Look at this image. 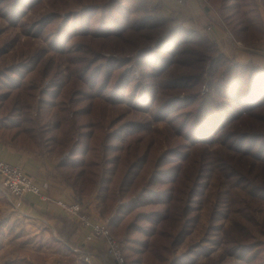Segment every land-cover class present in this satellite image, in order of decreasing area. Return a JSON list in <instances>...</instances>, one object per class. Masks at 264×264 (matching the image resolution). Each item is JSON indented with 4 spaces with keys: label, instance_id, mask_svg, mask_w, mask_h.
<instances>
[{
    "label": "trees",
    "instance_id": "1",
    "mask_svg": "<svg viewBox=\"0 0 264 264\" xmlns=\"http://www.w3.org/2000/svg\"><path fill=\"white\" fill-rule=\"evenodd\" d=\"M207 1L215 5L221 19L227 23L232 34L245 43V47L256 49L264 40V0ZM89 12L85 11L83 16H87ZM142 19L143 17H139L136 20L140 23ZM183 25L181 23L172 30L175 41L179 43L175 49V60L184 67L187 75L196 73L200 80L204 79L205 71L213 77L216 66L218 69L224 68L218 75L217 82L226 92L225 104L236 114L237 121L246 114L251 120L248 129L240 136L242 145L237 150L224 143L218 150L207 145L202 148L193 147L187 158L177 159L170 167L175 172V178L171 174L159 175L166 157L178 155L173 153L174 149L189 150L190 147L187 143L177 141L176 118L162 131L145 127L143 133L129 134L140 128L129 124V121H136L129 118L133 112L130 107L125 103H114L111 99H106L103 95L106 89L99 94L100 87L94 90L98 83L87 93L90 90L86 89L83 80L91 75L92 67L86 71L88 63H84L85 54L90 53L91 58L102 54L95 45L97 37L92 32L83 37L88 46L84 45L81 51H67L58 55L59 57L46 58L45 55L42 65L36 67L19 86L10 89L8 97L0 101V141L37 157L54 156L57 159L54 179L73 188L77 194L98 199L101 207L99 216L109 221L107 225L112 234L124 245L122 250L126 264H167L174 259L172 254L183 239L176 245L173 243L191 219L190 204L197 196L196 187L204 179H209L206 185L209 195L216 197L215 210L220 204V209L229 219V223L222 227L221 236L228 245V250L246 245L245 254L252 252V255L248 259L245 255V258L239 260L246 261L247 264L256 263L264 252L259 251L264 249V196L260 202H255L248 195L251 190H264V65L230 59L219 51L210 37ZM125 26L120 34L121 38L135 30L134 18L129 17ZM53 32L54 37L57 36L56 30ZM112 35L114 33L104 37ZM195 36L204 38V41L194 40ZM59 39L66 40V37L60 35ZM180 42H183L181 46ZM187 44L197 45L201 50L189 49ZM205 44L213 47H206ZM77 47V44L74 45V49ZM214 47L220 57L211 66V51ZM150 49L140 50L129 44L128 49L117 54L125 59L140 50L139 58H144ZM63 56L70 59L81 56L82 61L65 62ZM184 56L198 57L200 61L184 60ZM120 58L111 55L106 58V62H120ZM209 63L210 69L207 67ZM101 73L102 71L99 74ZM46 77L63 81L61 85L53 87L56 90L54 94L60 101L47 103L37 97ZM169 79L174 80L176 76L171 74ZM210 80L211 83L212 79ZM199 84L200 82L189 89L194 90ZM181 89L179 86L177 90ZM86 94L89 97L85 98ZM177 102L186 104L181 99ZM81 103L86 105L78 107ZM44 106L51 109L44 113ZM199 113L194 122L197 126L202 124ZM191 116L190 113L184 130L190 125ZM122 133L129 135L121 138L119 145L110 144ZM232 137L234 136H226L224 142ZM218 144L216 141L214 145ZM214 151L226 155L216 157ZM194 159L200 164L192 166ZM144 170L145 174L141 176ZM51 177L52 173L47 175V184H50ZM189 177L192 178V183L185 199L180 203L177 199L176 180ZM139 178L140 182L137 183ZM225 183L226 187L220 189ZM159 184L169 187L161 191L156 189ZM95 191L96 194L93 193ZM148 191L155 192L159 197L166 192L167 199L141 203V195ZM3 194L8 196L5 192ZM251 195L256 196L255 193ZM133 209H138V213L127 222L129 211ZM156 212L160 213V217L150 220ZM142 213L148 217L142 218ZM145 221L150 222L147 224L152 225V230L141 224ZM181 222L183 225L177 231ZM5 224L0 223V249L4 245ZM75 228L74 223L65 220L62 232L67 234L69 229L75 232ZM257 251L259 253L254 258ZM219 261L213 264H219ZM173 264H181L180 257Z\"/></svg>",
    "mask_w": 264,
    "mask_h": 264
},
{
    "label": "rangeland",
    "instance_id": "2",
    "mask_svg": "<svg viewBox=\"0 0 264 264\" xmlns=\"http://www.w3.org/2000/svg\"><path fill=\"white\" fill-rule=\"evenodd\" d=\"M87 10L90 11L89 14L83 16ZM129 17L134 18L135 30H131L124 38H121L120 34L125 29ZM139 17H143L140 23L136 20ZM179 24L181 23L174 17L163 14L159 3L155 0H0V101L8 97L11 88L19 86L36 67L42 65L45 55L46 58H50L67 51H81L84 45L88 46V42H85L83 37L92 32L94 37H97L95 45L102 54L92 58L90 53L85 54L84 63H88L86 71L92 67L91 75L83 80L86 89H93L98 83L94 90L100 87L99 94L106 89L103 93L106 99H111L114 103H125L132 109L133 112L129 118L136 121H129V124L140 128H136L129 134L143 133L145 127L162 131L176 118L175 133L179 137L177 141L187 143L186 145L190 148L189 150L174 149L173 153L178 155L166 157L158 172L159 175L171 174L175 178V172L171 171L170 167L177 159L187 158L193 147L202 148L207 145L218 150L224 143L237 150L242 145L241 134L251 124L248 114L237 121L236 114L234 115L230 107L225 104L226 92L222 85L218 86L217 82L218 75L224 71V68L218 69L216 66L215 72L212 73L213 77L205 71L204 79L200 80V76L196 73L187 75L184 67L175 60V49L179 43L175 41L172 30ZM54 30L57 33L55 37ZM110 33L114 35L104 37ZM199 33L204 34L201 31ZM60 35L65 36L66 40L59 39ZM194 40L204 41V38L195 36ZM182 43L180 42V46ZM76 44L78 47L74 49ZM129 44L139 47L140 50L151 49L145 53L144 58H139L140 50L125 59L120 58L117 52L128 49ZM243 44L245 46L244 42ZM205 46L213 47L209 44ZM186 47L201 50L194 44H187ZM211 53L212 66L220 55L215 47ZM111 55L120 58V62L108 64L106 58ZM63 58L65 62L82 61L81 56L76 59H70L67 56ZM182 59L200 61V58L194 56H184ZM211 66L210 63L207 64L209 69ZM14 70L17 72H13ZM101 71L102 73L99 74ZM171 74L175 75L176 79H169ZM210 79H212L211 83ZM199 82L200 84L194 90L189 89ZM62 83L63 81L52 80L50 77L44 78L42 90L37 93V97L47 103L60 101V98L54 94L56 90H53V87ZM179 86L182 87L181 90H177ZM90 92L91 90L87 91V93ZM194 92L197 94L193 95ZM87 97L89 94H86L85 98ZM178 99L185 100L186 104L177 102ZM84 105L86 103H81L78 107ZM50 109L49 106H44L43 112ZM190 113L192 114L191 123L187 130H184ZM198 113L202 119V124L199 126L194 123ZM237 116L240 117V115ZM129 134L122 133L110 144L119 145V140ZM228 135L234 137L224 142ZM216 141L219 143L217 146L214 145ZM225 155L220 151H214L216 157H225ZM197 163L200 164L194 159L192 166ZM147 167L148 165L145 170ZM145 170L141 176L145 174ZM208 181L209 179L201 180L196 187L197 196L190 204L191 219L173 244L176 245L180 239H183V242L174 250L172 254L174 259L167 264H173L178 257L181 259V264H213L219 260H221L219 264H247L246 261L239 259L245 258V255L248 259L252 255V252L245 254L246 245H238L228 250V245L221 236L222 227L229 223V219L220 209V204L215 210L216 197L209 195V189L206 188ZM139 182L140 178L137 183ZM176 183L177 199L181 203L186 197L192 178H179ZM168 187V185L159 184L156 189L164 191ZM225 187L226 183L221 185L220 189ZM93 193L96 194L97 191ZM253 193L256 196L251 195ZM248 196L255 202H260L261 197L264 196V190H251ZM141 197H143L141 203L167 199L166 192L159 197L155 192L148 191ZM75 198H81L86 209L92 207L96 213L93 215L102 219L99 216L101 207L98 199L77 193ZM129 212L127 222L138 213V209ZM146 215L142 213L141 217H148ZM153 217L150 220H157L160 213L156 212ZM257 217L260 219L259 215ZM102 220L109 222L107 219ZM147 223L150 222L145 221L141 224L152 230V225L149 226ZM182 225L183 222L179 224L177 231ZM115 237L124 249L121 240L116 235ZM259 251L253 255L254 258ZM0 255V264H29L22 260L24 256L20 252L11 251L6 254L1 252ZM26 259L29 261L28 258ZM6 260L7 262L4 263ZM250 264H264V252L256 263Z\"/></svg>",
    "mask_w": 264,
    "mask_h": 264
},
{
    "label": "crops",
    "instance_id": "3",
    "mask_svg": "<svg viewBox=\"0 0 264 264\" xmlns=\"http://www.w3.org/2000/svg\"><path fill=\"white\" fill-rule=\"evenodd\" d=\"M155 1L159 3L163 14L206 34L219 51L230 59L264 65V40L256 49L237 47L233 37L222 26L216 25L207 29L209 10L201 0H189L187 4H178L175 0ZM0 158L22 166L52 197L45 200L40 195L29 192L22 208L17 210L12 207L9 197L3 194L0 186V219L6 223L4 245L0 253L20 252L24 256L22 260L29 264H118L113 257L108 256L103 241L87 242V232L58 204L60 199L73 204L76 198L73 188L59 179H54L57 164L54 156L37 157L0 141ZM50 173L53 175L51 182L45 185L46 177ZM88 211L96 215L92 207H89ZM61 216L68 223L76 225L75 232L70 229L67 234L62 232L65 220H60ZM86 254L92 257V263L83 259Z\"/></svg>",
    "mask_w": 264,
    "mask_h": 264
},
{
    "label": "built area",
    "instance_id": "4",
    "mask_svg": "<svg viewBox=\"0 0 264 264\" xmlns=\"http://www.w3.org/2000/svg\"><path fill=\"white\" fill-rule=\"evenodd\" d=\"M178 4H187L189 0H175ZM201 3L209 10V23L207 29H212L216 25L222 26L233 37L235 46H244L243 42L238 40L231 32L229 26L221 19L219 11L207 0H201ZM45 185H48L47 183ZM0 186L8 194L13 208L21 209L27 193L33 192L40 195L43 199H52L45 192L43 185L37 183L34 177L17 164L8 162L0 158ZM58 204L73 218H75L84 231L87 232L86 241L92 242L101 240L106 246L108 256L113 257L118 264H126L125 255L117 238L112 234L111 229L102 219L96 217L86 209L81 198H76L73 204L60 199ZM1 223V219H0ZM83 259L92 263V257L89 254L83 256Z\"/></svg>",
    "mask_w": 264,
    "mask_h": 264
}]
</instances>
